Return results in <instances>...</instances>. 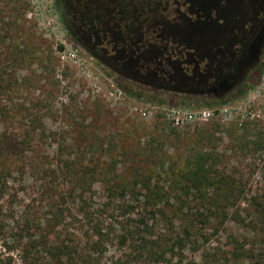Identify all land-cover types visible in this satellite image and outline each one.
<instances>
[{"label":"rangeland","instance_id":"1","mask_svg":"<svg viewBox=\"0 0 264 264\" xmlns=\"http://www.w3.org/2000/svg\"><path fill=\"white\" fill-rule=\"evenodd\" d=\"M74 1H66L68 17ZM150 1H124V25L116 16L122 0H114L104 44L132 24L139 8H162ZM254 5L224 0L219 13L222 23L243 7L252 13L245 25L239 15L224 25L237 41L219 58L208 90L227 103L170 95L159 105L151 97L159 99L163 87L126 79L95 56L90 42L70 37L56 0H0V258L9 264H264V72L243 95L234 92L264 61V4ZM141 89V96L131 93ZM148 104L161 109L143 116L139 108ZM166 107L197 113L176 125ZM147 168L160 185L175 187L181 176L203 172L204 188L170 192L158 205L166 213L152 216L130 187L109 194L96 174L132 186ZM183 200L187 206L169 210Z\"/></svg>","mask_w":264,"mask_h":264},{"label":"trees","instance_id":"2","mask_svg":"<svg viewBox=\"0 0 264 264\" xmlns=\"http://www.w3.org/2000/svg\"><path fill=\"white\" fill-rule=\"evenodd\" d=\"M196 1L199 4V1ZM218 2L219 0H213L207 8H199L197 10L194 9L195 4L193 5V10L168 9L164 5L161 9H158L150 4L139 8L134 13V16H131L132 24L124 26L117 39L108 44L111 57L103 58L104 61L107 63L111 62L114 65L113 67L126 79L137 81L143 86L159 85L163 87V90L160 89L159 97L157 96L159 99L151 97L159 105L166 103L170 95L184 102L194 103L201 100L208 105L227 103L226 97L220 98L212 95L208 90L212 77L218 72L216 68L219 60H214L212 65L209 66L210 53L211 56L213 54L215 57H219L218 52L223 46L219 43L210 44L214 40H221L223 35H226L224 25L228 23V18L224 20V23L220 19L219 13L222 9L220 6L215 8ZM162 3L164 2L162 1ZM209 8L211 11H207ZM214 8L218 9V14L215 13ZM136 17H138V20H136ZM234 18H237V15H234L231 20ZM211 24H214V29L209 26ZM227 57L219 58L225 60ZM251 70L253 74L238 86L234 91L235 94L243 95L248 89L249 83L257 81L261 77L264 72V61L256 63ZM126 87V85H122V88L128 91ZM144 91L146 92L147 89ZM131 93L135 96L144 94L142 89L131 91ZM257 141L261 143V139ZM198 159L200 163H203L205 156L200 154ZM201 167H204V165ZM153 172V169H144L141 174H138V178H134L136 180L133 181L132 186L126 183H109L111 178L108 177L110 174L107 172L101 171L96 174L103 176V181L106 185L108 183L106 190L109 194L119 188L130 187L132 193L143 198V203L148 207V212L152 216H156L162 211L166 213L158 205L163 204V198L168 197L169 199L168 195L170 192H174L176 195V193H181V191L188 192L193 187L199 191L204 188L199 177V174L201 177L203 176V172L190 173L188 171V177L181 176L180 187H175L174 184H169V186L160 185L161 180L159 178L154 179L152 176ZM198 182L199 184H197ZM141 190H143V193ZM177 190L179 191L176 192ZM139 191L141 192L139 193ZM188 203V200L178 201L177 206H173L169 210L177 211L183 205L187 206ZM210 205L215 207L217 204L216 202H211ZM164 213L162 214L164 215ZM191 219L192 222L197 220L196 215ZM185 229L188 230V227ZM98 232L100 233L99 230ZM94 244L98 246L100 241H96ZM58 251L62 252L64 250L60 247ZM8 259L0 258V264H9L7 262ZM22 260L26 263V259ZM70 261L74 260L71 258ZM73 264L76 263L73 262ZM86 264L89 263L86 262Z\"/></svg>","mask_w":264,"mask_h":264},{"label":"flooded vegetation","instance_id":"3","mask_svg":"<svg viewBox=\"0 0 264 264\" xmlns=\"http://www.w3.org/2000/svg\"><path fill=\"white\" fill-rule=\"evenodd\" d=\"M58 3V10L61 14V20L64 26H66V31L69 33L70 37L73 40L76 41H87L90 42L89 47L92 48V52L95 54V56L99 58H106L111 57V51L109 50L108 46H106L104 43H108L106 38L108 37V32L111 33V28L113 26V17L115 15L114 12V0H75L73 2V10L70 13L71 17L67 16L68 10H67V0H56ZM126 0H122V12L116 13L117 18L122 17L123 24L127 25L129 22V16L127 11V3H124ZM153 1V0H151ZM162 1L164 3H162ZM199 4L196 0H155L156 5H164L168 9H188L193 10V5L195 4L194 9L199 8H207L213 0H198ZM217 1V0H215ZM230 1V0H227ZM206 4V7L204 6ZM248 3L255 6L254 4L260 3L264 4V0H248ZM217 7H221L223 5L222 0H219L217 3ZM233 4V3H231ZM164 7V8H165ZM159 8V7H158ZM214 8V9H215ZM253 8H250L251 11H253ZM244 10V12L235 14L237 15V18L239 16H243L242 24L246 23L244 22V17L249 20V18L252 17V13L246 14L247 10L243 7L241 11ZM218 12V9H215V13ZM218 14V13H217ZM214 15V14H213ZM239 15V16H238ZM237 18L233 19L236 20ZM226 19V18H225ZM233 20L229 22H233ZM252 21V20H251ZM228 22V23H229ZM231 24V23H230ZM227 25V24H226ZM225 31H228L225 29ZM232 30L228 31L226 35H223V38L221 40H217L219 44H222L221 50H219V57H226L222 54L230 50V48L234 47L233 42H236L237 36H231L230 32ZM107 40L111 41V37H109ZM222 41V42H221ZM110 43V42H109ZM217 43V44H218ZM211 56V53H210ZM209 56V66L212 65V59H219V57H215L213 54L210 57Z\"/></svg>","mask_w":264,"mask_h":264},{"label":"built area","instance_id":"4","mask_svg":"<svg viewBox=\"0 0 264 264\" xmlns=\"http://www.w3.org/2000/svg\"><path fill=\"white\" fill-rule=\"evenodd\" d=\"M157 109H161L160 106L156 104H148L144 108H139V113H141L143 116H146V114L152 113V111H155ZM166 110V114L169 118H171L174 121V124L179 125L183 124V120L192 119L193 115H196L197 112H194L192 110H183L180 107H171V108H164ZM134 110H137V108H134ZM202 115L206 114L205 110L199 111ZM183 114L182 116L180 114Z\"/></svg>","mask_w":264,"mask_h":264}]
</instances>
